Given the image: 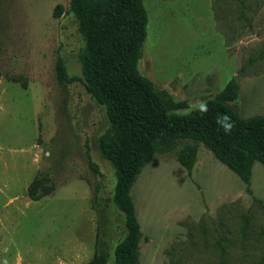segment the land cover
<instances>
[{"label": "rangeland", "instance_id": "374dc122", "mask_svg": "<svg viewBox=\"0 0 264 264\" xmlns=\"http://www.w3.org/2000/svg\"><path fill=\"white\" fill-rule=\"evenodd\" d=\"M70 2L0 0V264H81L97 241L112 254L126 235L114 203L118 171L101 150L114 141L109 105L83 76L85 43ZM143 2L148 29L138 69L159 91L187 102L177 115L194 112L234 79L233 108L243 118L264 116V0ZM58 5L63 14L54 18ZM58 56L66 84L56 78ZM210 155L192 175L162 155L145 167L131 190L142 231V216L158 228L163 211L195 202L197 184L208 194L237 186L206 204L201 219L181 218L185 232L165 264H264V167L255 163L250 193ZM44 177L52 190L33 200L29 187ZM86 239L89 247L74 256Z\"/></svg>", "mask_w": 264, "mask_h": 264}, {"label": "trees", "instance_id": "16d2710c", "mask_svg": "<svg viewBox=\"0 0 264 264\" xmlns=\"http://www.w3.org/2000/svg\"><path fill=\"white\" fill-rule=\"evenodd\" d=\"M68 12L77 20L85 43L81 60L88 88L109 105L114 141L110 146L103 143L101 150L118 171L114 203L124 216L126 228L124 239L112 254L97 241L88 264H107L113 254L114 264H137L142 234L131 190L141 170L162 155L165 160L176 159L191 174L199 146L204 145L251 193L253 166L256 162L264 166V116L243 118L233 108L231 103L240 91L234 79L205 103V110L199 107L187 116L177 115L176 111L188 108L187 102H177L159 91L138 69L148 29L143 0H71ZM62 14L58 5L53 16ZM55 69L58 82L68 83L61 56ZM225 115L232 122L227 133L217 123ZM88 159L90 167L99 173ZM46 182L45 177L38 178L29 187L33 200L51 192Z\"/></svg>", "mask_w": 264, "mask_h": 264}, {"label": "crops", "instance_id": "0c3cea01", "mask_svg": "<svg viewBox=\"0 0 264 264\" xmlns=\"http://www.w3.org/2000/svg\"><path fill=\"white\" fill-rule=\"evenodd\" d=\"M210 152L211 151L209 149H207L204 145L199 146L198 153H197V160L195 162V165H197V170L203 171L207 167V164L209 163V161L212 160ZM211 154L214 156V154L212 152H211ZM216 160H218V159L216 158ZM220 163L223 164L222 162H220ZM257 163H260V162H257ZM195 165H194V167H195ZM224 166H226V165H224ZM145 167L141 170V172L139 174L142 173V171L145 169ZM194 167H193L191 174L187 171L190 175H192V173L194 171ZM184 169H186V168H184ZM236 187L235 186L233 188L231 187V189L229 188L228 190L223 191L221 193L216 191L215 193L208 194L206 192V190L200 184H197V186H194V188L196 190L195 202L188 204V205H185L184 208L181 210L166 209L165 211H163V213L161 214V216H162L161 222L159 223L160 225L158 226V228L153 227V225H150V223H148L145 220V217H143L142 215H148V214L145 213L146 210L143 209V211H142L141 210L142 207L140 206L139 210H140L141 216L143 218L142 223H143V226L145 227V228H143V231H142V227H141V224H140V221L138 218V212H137V209L135 206V202L133 201L134 206H135V210H136V214H137V219H138V222H139L140 228H141V234H142L141 238H140V243H139V254H138L137 264H165L164 259H166V261H167V257H165V256H166V254H169L168 252L174 247L175 243H177V235L185 232L184 231L185 228L178 225V223H180L182 221L181 218H183L184 220L189 218V217L194 219V220L201 219L203 211L206 208V204L212 205L216 199H219V197H221V198L223 196H224V198L227 197L228 195H230L231 193L234 192ZM181 212H182V215H181L182 217L179 218L176 215V213H181ZM165 220H166V222H165ZM168 221H171V223L175 224V225L168 224ZM163 223H167V224L165 225ZM96 241H97V238H96ZM82 247H89L87 239L85 240V242L83 241L81 243L79 248H76L73 255L75 256V253H77V251ZM95 251H93L90 259H88L87 261H83L81 264H88L91 261V259L93 258ZM77 255H78V253H77ZM110 260H111V258H110ZM109 261H108V263H109Z\"/></svg>", "mask_w": 264, "mask_h": 264}, {"label": "clouds", "instance_id": "9594fccd", "mask_svg": "<svg viewBox=\"0 0 264 264\" xmlns=\"http://www.w3.org/2000/svg\"><path fill=\"white\" fill-rule=\"evenodd\" d=\"M200 108L201 110H205L206 105L201 103ZM217 123L226 133L229 132L232 128V122L227 115L223 116V118L221 120H218Z\"/></svg>", "mask_w": 264, "mask_h": 264}]
</instances>
